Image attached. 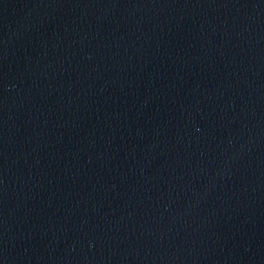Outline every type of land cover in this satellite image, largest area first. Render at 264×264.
<instances>
[{
	"label": "water",
	"instance_id": "obj_1",
	"mask_svg": "<svg viewBox=\"0 0 264 264\" xmlns=\"http://www.w3.org/2000/svg\"><path fill=\"white\" fill-rule=\"evenodd\" d=\"M0 264H264V0H0Z\"/></svg>",
	"mask_w": 264,
	"mask_h": 264
}]
</instances>
